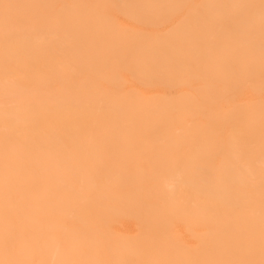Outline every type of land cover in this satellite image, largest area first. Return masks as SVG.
<instances>
[{"label":"bare ground","instance_id":"bare-ground-1","mask_svg":"<svg viewBox=\"0 0 264 264\" xmlns=\"http://www.w3.org/2000/svg\"><path fill=\"white\" fill-rule=\"evenodd\" d=\"M6 2L0 264H101L109 235L264 264L260 0Z\"/></svg>","mask_w":264,"mask_h":264},{"label":"rangeland","instance_id":"rangeland-1","mask_svg":"<svg viewBox=\"0 0 264 264\" xmlns=\"http://www.w3.org/2000/svg\"><path fill=\"white\" fill-rule=\"evenodd\" d=\"M120 229L130 232L133 224L125 221ZM84 240L99 241L101 251H82L77 258L83 263L216 264L215 240L207 235H109Z\"/></svg>","mask_w":264,"mask_h":264},{"label":"snow or ice","instance_id":"snow-or-ice-1","mask_svg":"<svg viewBox=\"0 0 264 264\" xmlns=\"http://www.w3.org/2000/svg\"><path fill=\"white\" fill-rule=\"evenodd\" d=\"M260 2L262 13H264V0H260ZM0 7L4 8L7 11L8 9L13 7H19V5L7 3L6 0H0Z\"/></svg>","mask_w":264,"mask_h":264}]
</instances>
